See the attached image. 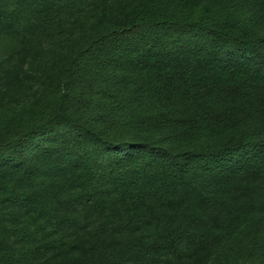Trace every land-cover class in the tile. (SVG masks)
<instances>
[{
  "label": "trees",
  "instance_id": "1",
  "mask_svg": "<svg viewBox=\"0 0 264 264\" xmlns=\"http://www.w3.org/2000/svg\"><path fill=\"white\" fill-rule=\"evenodd\" d=\"M0 264H264V0H0Z\"/></svg>",
  "mask_w": 264,
  "mask_h": 264
}]
</instances>
